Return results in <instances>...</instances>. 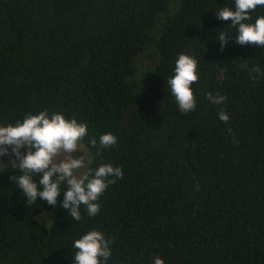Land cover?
<instances>
[{
  "label": "trees",
  "instance_id": "obj_1",
  "mask_svg": "<svg viewBox=\"0 0 264 264\" xmlns=\"http://www.w3.org/2000/svg\"><path fill=\"white\" fill-rule=\"evenodd\" d=\"M224 7L235 0H0V124L75 118L88 169L123 172L79 221L63 193L55 208L28 205L10 179L21 170L0 173V264H74V241L92 230L110 241L107 264H264V47L237 43ZM180 54L198 62L188 114L167 84ZM106 133L117 142L103 148Z\"/></svg>",
  "mask_w": 264,
  "mask_h": 264
},
{
  "label": "clouds",
  "instance_id": "obj_2",
  "mask_svg": "<svg viewBox=\"0 0 264 264\" xmlns=\"http://www.w3.org/2000/svg\"><path fill=\"white\" fill-rule=\"evenodd\" d=\"M257 6H264V0H235V9L224 7L217 12V18L228 21L237 27L236 42L256 44L264 47V15L249 23L250 13ZM221 48L227 46L228 35L220 32L217 39ZM197 60L189 54H180L175 63L174 76L167 84L178 104L181 113H192L196 107V99L192 85L199 79ZM212 104L222 103L226 97L213 95L206 97ZM219 119L228 122L226 112L219 113ZM88 134V126L77 119H67L62 113L47 111L30 114L15 125L0 126V171L11 166L21 170L19 176H11L15 186L22 190L28 205L44 200L55 208L59 197L63 193L60 206L67 209L71 217L81 220V206L83 205L89 216H96L100 210L97 203L109 184L115 183L116 178H122L123 172L119 167L111 164H101L95 170L86 168L87 154L81 149L80 141ZM117 138L112 133L100 136L99 144L106 148L116 144ZM90 143L95 146L93 138ZM26 149V151H22ZM34 149V150H33ZM77 150L84 154L79 158L72 154ZM10 159L5 162L4 157ZM40 178L37 182L34 177ZM111 178V179H109ZM110 241L97 230L89 231L73 244L74 264H107L111 255ZM154 264H165L160 257L154 259Z\"/></svg>",
  "mask_w": 264,
  "mask_h": 264
},
{
  "label": "rangeland",
  "instance_id": "obj_3",
  "mask_svg": "<svg viewBox=\"0 0 264 264\" xmlns=\"http://www.w3.org/2000/svg\"><path fill=\"white\" fill-rule=\"evenodd\" d=\"M0 126H2V125L0 124ZM80 147H81V149L87 154V157H88V159L86 160V168L81 170V172H83V171H85V170L88 169L90 163L92 162V153H91V151L89 150V148H88V147H87L82 141H80ZM33 150H34V149H33ZM22 151H26V149H22ZM83 154H84V153H83L82 151L77 150V151L74 152L72 155H73L74 157H76V158H79V157H80L81 155H83ZM9 159H10V157H8V156H5V157H4L5 162H8ZM11 170H15V169H13L11 166H9V167L6 168L4 171H0V173L8 172V171H11ZM37 219H38L41 223H43L44 225H46V226L49 227V226L51 225L53 219H54V214H53L52 212L45 211V212L39 214V215L37 216Z\"/></svg>",
  "mask_w": 264,
  "mask_h": 264
}]
</instances>
